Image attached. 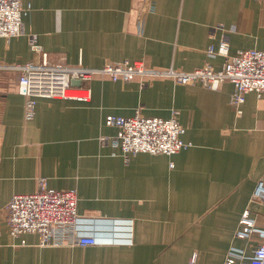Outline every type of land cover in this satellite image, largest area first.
<instances>
[{
    "label": "crops",
    "instance_id": "1",
    "mask_svg": "<svg viewBox=\"0 0 264 264\" xmlns=\"http://www.w3.org/2000/svg\"><path fill=\"white\" fill-rule=\"evenodd\" d=\"M25 34L0 38V63H23L34 54L29 33L51 61L99 68L142 60L154 69L187 72L223 58H207L227 32L229 52L264 50V0H21ZM223 27V29L221 28ZM144 81L145 83H143ZM17 73L0 74V264H223L250 205L264 229V202L251 200L264 180V90L230 102L233 85L211 89L169 77L128 82L94 76L90 100L37 98L24 119L25 96ZM167 118L178 111L190 146L172 155L140 152L126 160L120 148L100 143L116 129L106 115ZM75 189L76 209L94 245L39 246L37 234L12 238L4 207L14 194L33 193L38 179ZM257 235L251 245L260 242Z\"/></svg>",
    "mask_w": 264,
    "mask_h": 264
},
{
    "label": "built area",
    "instance_id": "2",
    "mask_svg": "<svg viewBox=\"0 0 264 264\" xmlns=\"http://www.w3.org/2000/svg\"><path fill=\"white\" fill-rule=\"evenodd\" d=\"M154 0H143L142 8L136 11L139 19L142 9H152ZM30 6H23L21 0H0V38H10L25 34L23 16ZM223 29V27H221ZM218 46L209 44L205 50L207 58L221 56V67L214 69L209 63L182 72L173 68L154 69L142 60H122L107 63L99 68H86L80 64L68 65L64 61H51L47 52L37 43L36 35H27L34 56L23 63H0V74L6 71L17 73L16 89L25 96L24 119L31 120L35 114L39 97L74 99L81 102L90 100L89 81L94 76H106L113 81L128 82L134 77H169L177 83L199 82L202 86L217 89L224 81L233 85L231 104L237 106L248 92L260 93L264 90V50L243 49L234 54L229 52L227 32L224 30ZM76 80L79 84H72ZM145 83L144 81H142ZM107 126L116 129L112 136H101L100 143L112 144L120 148L124 158L140 152L172 155L190 146L182 138L185 128L178 120V111L172 110L167 118L145 116L137 109L131 116L109 114L104 118ZM75 189L58 190L49 187L44 177L38 179V189L33 193L14 194L4 207L5 219L12 238H22L25 234H37L39 246L54 245H94L99 240L95 235L84 232L82 220L77 213ZM251 200L264 202V180L256 181ZM251 206L242 212L237 238L245 240L241 247L231 246L226 252L223 264H264V229L258 228L251 216ZM261 241L250 244L253 235ZM192 254L188 264H195Z\"/></svg>",
    "mask_w": 264,
    "mask_h": 264
},
{
    "label": "water",
    "instance_id": "3",
    "mask_svg": "<svg viewBox=\"0 0 264 264\" xmlns=\"http://www.w3.org/2000/svg\"><path fill=\"white\" fill-rule=\"evenodd\" d=\"M72 84H79V82L78 81H76V80H73L72 82H71Z\"/></svg>",
    "mask_w": 264,
    "mask_h": 264
},
{
    "label": "rangeland",
    "instance_id": "4",
    "mask_svg": "<svg viewBox=\"0 0 264 264\" xmlns=\"http://www.w3.org/2000/svg\"><path fill=\"white\" fill-rule=\"evenodd\" d=\"M134 78H138V77H134ZM134 78H133V79H134ZM121 82H122V81H121Z\"/></svg>",
    "mask_w": 264,
    "mask_h": 264
}]
</instances>
